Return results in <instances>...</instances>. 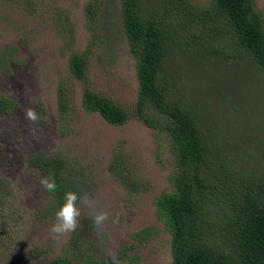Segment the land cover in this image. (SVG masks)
Instances as JSON below:
<instances>
[{"label":"rangeland","instance_id":"obj_1","mask_svg":"<svg viewBox=\"0 0 264 264\" xmlns=\"http://www.w3.org/2000/svg\"><path fill=\"white\" fill-rule=\"evenodd\" d=\"M92 2L0 0V94L16 103L12 112H0V233L6 238L5 247L0 245V264H51L64 256L75 261L79 251L71 247L73 233L83 235L82 253L90 250L98 261L111 259L113 264V256L137 244L135 233L150 226L160 233L126 259H117L119 264H172V238L157 220L154 205L156 197L173 190L170 177L176 162L169 134L136 117L115 126L83 108L87 89L133 113L139 93L136 61L124 36L116 31L118 15L105 17L104 9L96 26L90 27L87 8ZM114 3L120 6V0ZM191 3L206 8L212 0ZM257 10L264 17V0H257ZM223 38L227 42L228 37ZM177 50L168 54L174 69L171 99L193 102L198 121L220 125L221 129H213L220 131L217 145L229 144L236 152L240 142L241 151L250 135L253 148L263 149L264 72L239 58V65L219 58L210 67H201ZM86 52L88 69L80 80L71 70V57ZM61 89L68 95L69 114L60 111ZM27 108L37 113V122L25 119ZM255 128L261 133L252 131ZM253 148L246 159L237 154L240 163L234 168L241 175L264 170V151ZM39 152L61 156L68 160L67 168L84 172L94 182L95 194L77 203L79 226L59 240L49 231L55 223L54 196L39 184V178L45 177L42 172L27 165L28 158ZM119 154L128 159L130 175L144 184L145 191L133 193L110 172ZM93 207L109 213L103 232L86 227L93 223ZM117 217L118 223H113Z\"/></svg>","mask_w":264,"mask_h":264},{"label":"trees","instance_id":"obj_2","mask_svg":"<svg viewBox=\"0 0 264 264\" xmlns=\"http://www.w3.org/2000/svg\"><path fill=\"white\" fill-rule=\"evenodd\" d=\"M114 1L93 0L87 8L88 22L90 27H95L104 9L105 17L118 15L116 31L124 36L137 65V106L130 113L86 89L83 108L88 113H99L115 126H123L136 117L148 127L169 134L176 162L170 177L173 190L156 197L154 205L157 220L172 238V264H264V170L246 176L234 168L240 159L247 158L254 139L249 135L241 151L237 142L236 152L229 144L217 145L215 140L220 139V131L213 129H221L220 125L216 126L214 121L212 124L207 120L198 121L199 112L193 102L171 99L169 90L174 83L171 79L174 69L168 61L170 50L177 47L184 59L192 58L191 64L201 67H210L219 58L222 62L239 58L264 72V17L257 10V0H212L206 8L194 6L191 0H120L119 7ZM223 36L228 37L227 42ZM237 60L234 64L239 65ZM70 67L78 79L84 80L88 53L73 55ZM59 99L61 113L69 114L64 89L60 90ZM15 108L13 100L0 94V112L10 113ZM262 148L253 149L261 152ZM27 163L45 177L55 179L57 190L51 193L54 212L64 203L66 191L78 194L77 203L85 195L95 194L92 179L76 168H67L68 160L61 156L46 157L39 152L31 155ZM129 163L119 154L111 163L110 172L120 177L133 193L145 191L144 184L130 175ZM64 166L66 176L62 175ZM1 226L4 228V224ZM86 227L94 228L93 223ZM158 232L155 226L136 232L137 244H130L116 258L126 259L132 250L150 241ZM82 237V233L71 236L73 251H79L75 261L64 256L51 264H109L112 261L105 258L98 261L90 250L82 253ZM2 239H6L3 231L0 245L5 247Z\"/></svg>","mask_w":264,"mask_h":264},{"label":"clouds","instance_id":"obj_3","mask_svg":"<svg viewBox=\"0 0 264 264\" xmlns=\"http://www.w3.org/2000/svg\"><path fill=\"white\" fill-rule=\"evenodd\" d=\"M24 113L25 119L31 122L35 123L39 120L37 113L32 108L25 109ZM39 184L49 193H53L57 190V184L54 178L40 177ZM63 199L64 203L55 213V223H53L49 229L54 240H59L60 237L74 232L79 226L78 217L80 216V209L77 207V201L80 197L76 192L69 190L64 193ZM84 202L92 207L91 202L88 201L87 198L84 199ZM90 218L97 231L103 232L104 229L102 226L108 220L109 213L107 211H96L93 207ZM113 223H118V217L113 220ZM112 259L113 264H119V261L115 256H113Z\"/></svg>","mask_w":264,"mask_h":264}]
</instances>
